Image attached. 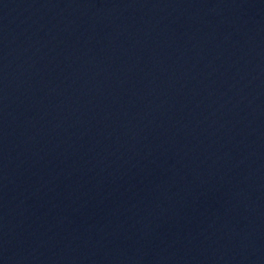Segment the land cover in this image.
<instances>
[{"label":"water","instance_id":"obj_1","mask_svg":"<svg viewBox=\"0 0 264 264\" xmlns=\"http://www.w3.org/2000/svg\"><path fill=\"white\" fill-rule=\"evenodd\" d=\"M0 264H264V0H0Z\"/></svg>","mask_w":264,"mask_h":264}]
</instances>
